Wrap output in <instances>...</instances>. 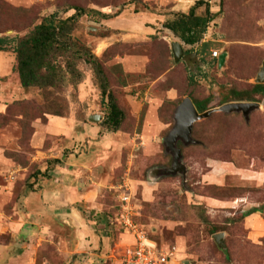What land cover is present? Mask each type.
<instances>
[{
	"label": "rangeland",
	"instance_id": "rangeland-1",
	"mask_svg": "<svg viewBox=\"0 0 264 264\" xmlns=\"http://www.w3.org/2000/svg\"><path fill=\"white\" fill-rule=\"evenodd\" d=\"M200 1L208 6L196 14L209 9L214 17L204 35L211 48L203 56L201 45L188 46L163 26L154 35L131 26L139 15L154 25L170 11L161 0H0V39L7 41L0 48L1 245L17 241L31 264H78L88 251L96 254L94 264H122L133 238L118 220L115 188L130 181L136 220L174 254L173 264H264V98L257 97L262 108L249 120L242 113H214L197 123L192 136L198 144L182 143L185 176L149 178L172 166L164 140L184 99L209 98V111L233 103L225 98L251 90L264 66V0H195L194 6ZM74 7L85 10L72 32L75 47L52 54L51 85L24 88L18 43L50 15L74 16ZM174 43L187 55L198 54L193 72L175 62ZM213 51L227 54L222 68ZM103 83L125 114L117 132L105 125ZM57 112L93 130L75 145L49 136L38 149L37 126ZM94 115L101 120L90 122ZM60 177L70 179L71 199L47 194ZM217 235L224 236L223 246ZM89 242L95 251L83 247Z\"/></svg>",
	"mask_w": 264,
	"mask_h": 264
},
{
	"label": "trees",
	"instance_id": "trees-1",
	"mask_svg": "<svg viewBox=\"0 0 264 264\" xmlns=\"http://www.w3.org/2000/svg\"><path fill=\"white\" fill-rule=\"evenodd\" d=\"M205 5L208 6L204 1L197 2L195 6L189 10V13L172 14V19L167 20L163 24L165 29L171 31L186 45L192 47L201 45L200 53L202 56L211 48L209 43L204 44L206 43L204 42V35L214 18L209 9H207L205 16H198L196 14V10ZM71 10H74L76 14L65 20L59 19L57 14L46 17L43 23L36 27L31 35L18 43L15 53L18 58V72L21 84L24 88L28 89L31 87L51 85L50 77H55L56 72V67L53 62H51L52 54L55 53V51H67L71 46L73 48L75 47L74 39L72 40V32L75 29V21L81 15H84L85 10L80 7H74L71 8ZM90 12L97 14L94 10H90ZM106 17L109 18V16ZM5 43H7L6 40L0 39V48ZM212 60L215 62L218 61V59L214 58H212ZM202 62L204 65L209 63L205 57L202 59ZM98 67L99 66H97V68ZM42 71L47 72V74L42 75ZM99 73L102 74L100 71ZM196 78L197 74L191 73V81L195 82ZM102 88L104 98H108L109 109L105 125L112 132H117L123 125L125 119L124 111L119 107L114 94L108 91V86L105 83L102 84ZM231 96L226 97L224 103L234 101L260 102L256 99L257 97L264 98V84H255L252 86V89L248 91H232ZM190 99L200 113L209 111L208 106L211 103L209 98L205 100ZM55 116L61 117L59 113L55 114ZM179 148L184 153L185 148L182 143L179 144Z\"/></svg>",
	"mask_w": 264,
	"mask_h": 264
},
{
	"label": "crops",
	"instance_id": "crops-1",
	"mask_svg": "<svg viewBox=\"0 0 264 264\" xmlns=\"http://www.w3.org/2000/svg\"><path fill=\"white\" fill-rule=\"evenodd\" d=\"M170 1V2H169ZM161 0L160 7L161 8H170V11L162 12L159 17L156 18L155 24L149 23V22H141L142 15H139L137 18L139 20L135 19V21H131V26L137 27L140 29L139 34L140 35H154L156 34L155 28L156 26H163V24L172 16V14H178V13H187L193 6L195 0ZM171 3V4H170ZM196 4V3H195ZM154 26V27H153ZM172 98L176 99V94H171ZM46 124H40L37 126V130L34 133V141L37 140V148H42L46 140L51 137H64L65 139H69V143L75 145L76 143H81L84 141L87 137V131L93 130V128L88 129L90 126H88L86 123L80 122L79 124L76 123V121H70L67 118L62 117H50L46 119ZM36 128V127H35ZM58 157H61L58 155ZM71 165H75L74 160H70ZM77 166L80 165L79 162L76 164ZM65 168V167H64ZM63 170V169H62ZM61 170V171H62ZM66 172L68 170L65 169ZM51 174H56L57 169H53ZM71 173V172H70ZM55 177V176H54ZM63 177L55 178L54 182L57 183V188L55 189V193H47L51 196L54 195H60L63 196V198H70L69 195L66 194L67 190H70L73 188L71 185L68 184L70 179L63 180ZM80 182V181H79ZM89 237H91L90 234H88ZM85 249H92L91 251H95L96 247L91 248V242L82 244ZM87 245V246H86ZM22 245L18 244L17 241L11 242L9 245H1L0 244V264H31L33 262L28 263L27 259L24 256V253H22ZM87 256H83V262L78 259V264H94L93 261H96V254L87 252Z\"/></svg>",
	"mask_w": 264,
	"mask_h": 264
},
{
	"label": "water",
	"instance_id": "water-1",
	"mask_svg": "<svg viewBox=\"0 0 264 264\" xmlns=\"http://www.w3.org/2000/svg\"><path fill=\"white\" fill-rule=\"evenodd\" d=\"M172 53L176 63L185 62L192 72L194 70V67H196L195 63H201L197 53L187 55L184 46L180 43L172 44ZM189 58L192 59V64L189 62ZM226 60L227 54L224 53L219 58V65L221 68L225 65ZM256 84H264V66L257 76ZM261 108V103L233 102L223 105L220 108L213 109L205 113H200L190 98L184 99L174 113V127L164 140L166 150L173 159L172 166L169 169L154 170L149 176L150 181L156 182L162 176L177 174L183 176L186 175L187 169L183 164V154L182 150L179 148V144L183 143L185 146L198 144V142L195 141L192 136L194 126L197 123L210 118L214 113H223L226 115L242 113L244 117L249 120V116L251 115V113L255 110H260ZM100 120L101 117L98 115H94L89 118L90 122L95 123L99 122ZM214 238L219 246H223V235H217Z\"/></svg>",
	"mask_w": 264,
	"mask_h": 264
},
{
	"label": "built area",
	"instance_id": "built-area-1",
	"mask_svg": "<svg viewBox=\"0 0 264 264\" xmlns=\"http://www.w3.org/2000/svg\"><path fill=\"white\" fill-rule=\"evenodd\" d=\"M214 59H219L221 53L212 52ZM14 178L9 177V181ZM117 193V216L121 227L133 238V244L125 253L122 264H173L174 254L166 251L153 240L144 226L136 218L138 211L134 206L135 195L130 181H125L115 188Z\"/></svg>",
	"mask_w": 264,
	"mask_h": 264
},
{
	"label": "flooded vegetation",
	"instance_id": "flooded-vegetation-1",
	"mask_svg": "<svg viewBox=\"0 0 264 264\" xmlns=\"http://www.w3.org/2000/svg\"><path fill=\"white\" fill-rule=\"evenodd\" d=\"M195 64H196V65H198V63H197V62H196Z\"/></svg>",
	"mask_w": 264,
	"mask_h": 264
}]
</instances>
